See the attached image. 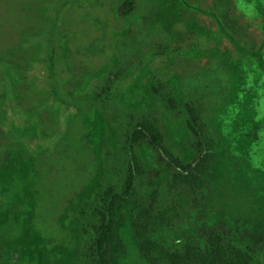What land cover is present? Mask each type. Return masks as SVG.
Listing matches in <instances>:
<instances>
[{
	"label": "rangeland",
	"instance_id": "1",
	"mask_svg": "<svg viewBox=\"0 0 264 264\" xmlns=\"http://www.w3.org/2000/svg\"><path fill=\"white\" fill-rule=\"evenodd\" d=\"M154 88L216 141L201 186L126 143L146 116L191 160ZM132 157L147 213L124 216L111 261L146 264L135 220L161 249L211 230L264 264V0H0V264H95L96 210Z\"/></svg>",
	"mask_w": 264,
	"mask_h": 264
},
{
	"label": "trees",
	"instance_id": "2",
	"mask_svg": "<svg viewBox=\"0 0 264 264\" xmlns=\"http://www.w3.org/2000/svg\"><path fill=\"white\" fill-rule=\"evenodd\" d=\"M155 90L174 117L184 116L185 126L192 135V140L189 142V147L193 151L191 160L183 163L172 157L163 146V134L157 122L146 116H143L129 131L126 143L135 146L145 142L156 152L157 159L175 172L176 178L181 183L192 187L201 186L202 176L214 156L213 148L216 141L203 136L199 127L198 112L192 106H177L174 99L167 93ZM139 172L140 169L132 157V160L128 162L121 187L109 189L105 198L102 199V205L96 210V221L92 229L95 264H118L111 261L110 254L112 251L121 253L125 250L117 235L124 216L126 214L133 216L136 212L147 213L143 203L135 196V179ZM133 226V232L138 239V253L146 264H159L160 261L164 264H254L247 246L233 244L211 230L201 235L199 242H194L182 250H164L151 239L150 231L143 233L144 230L146 232L145 222L141 224L140 231L136 227L135 220H133ZM153 252L159 257H153Z\"/></svg>",
	"mask_w": 264,
	"mask_h": 264
}]
</instances>
